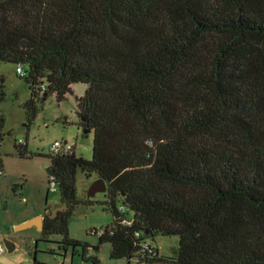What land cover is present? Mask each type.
I'll use <instances>...</instances> for the list:
<instances>
[{"label":"trees","instance_id":"1","mask_svg":"<svg viewBox=\"0 0 264 264\" xmlns=\"http://www.w3.org/2000/svg\"><path fill=\"white\" fill-rule=\"evenodd\" d=\"M1 63L27 67L30 121L87 86L93 159L46 156L67 209L46 210L44 238L86 250L69 236L92 205L81 170L108 183L114 221L92 233L112 259L264 264V0H0ZM156 235L179 238L176 259L143 251Z\"/></svg>","mask_w":264,"mask_h":264},{"label":"rangeland","instance_id":"2","mask_svg":"<svg viewBox=\"0 0 264 264\" xmlns=\"http://www.w3.org/2000/svg\"><path fill=\"white\" fill-rule=\"evenodd\" d=\"M17 65L0 64V264H140L137 258L112 259L111 244L99 243L93 231H100L113 224V215L104 202L106 194L99 193L91 199L92 205L80 204L69 225V236L85 244L65 247L58 235L44 238L42 230L31 227L17 229L28 216L46 214L62 207L59 192H51L48 167L51 162V147L59 141H68L76 146V156L93 159L94 134H86L80 126L77 97L86 89L85 84L74 85L75 94L58 103L53 94L42 103L38 102V113L30 121L26 103L31 99L27 77L17 74ZM27 69V67H26ZM1 121L3 126L1 127ZM25 154L26 157H21ZM98 176L78 170L76 177L77 199L87 200V192ZM118 208L122 205L119 202ZM6 240L16 245L9 252ZM148 240L159 249L162 257L176 259L179 253L177 236L156 235ZM37 242V243H36Z\"/></svg>","mask_w":264,"mask_h":264},{"label":"built area","instance_id":"3","mask_svg":"<svg viewBox=\"0 0 264 264\" xmlns=\"http://www.w3.org/2000/svg\"><path fill=\"white\" fill-rule=\"evenodd\" d=\"M17 74L24 78L28 77V69H26L23 65H18L17 67ZM43 89L45 87L43 86ZM76 146L69 143L68 141H59L56 144H54L50 149V155L52 156H65V155H72L76 152ZM51 192H58V187L56 185V179L51 177ZM126 224H130L129 221L125 222ZM98 236H103L105 231L101 229L100 231H93ZM139 236V234H137ZM153 245L150 241H144L142 243V249L144 252H149L152 249ZM5 249L3 247H0V253H4Z\"/></svg>","mask_w":264,"mask_h":264},{"label":"water","instance_id":"4","mask_svg":"<svg viewBox=\"0 0 264 264\" xmlns=\"http://www.w3.org/2000/svg\"><path fill=\"white\" fill-rule=\"evenodd\" d=\"M86 134L91 133L90 130H84ZM108 191V183L101 177L98 178L96 182H94L91 187L89 188L87 192V199L91 200L94 198L97 194L103 193L106 194ZM67 208L65 206H62L60 208L55 209L51 214L49 215L50 218H55L58 216L60 212L65 211ZM37 227L39 230L41 229L43 231L44 227V218L43 217H37L29 222H26L18 227L19 230H25L31 227ZM6 245L9 250V252H13L16 249V245L9 240H6Z\"/></svg>","mask_w":264,"mask_h":264},{"label":"crops","instance_id":"5","mask_svg":"<svg viewBox=\"0 0 264 264\" xmlns=\"http://www.w3.org/2000/svg\"><path fill=\"white\" fill-rule=\"evenodd\" d=\"M86 89H87V87H86ZM86 89L83 91V93H82L79 97H77V99H79L80 97H82V96L84 95ZM72 90H73V94H75L74 86H72ZM44 216H45V215H42V214L31 215V216H28V217H26L25 219H23V220L20 222V224L22 225V224H24V223H26V222H29V221H31V220L37 218V217H43V218H44ZM19 226H20V225H19ZM19 226H17V229H18Z\"/></svg>","mask_w":264,"mask_h":264}]
</instances>
